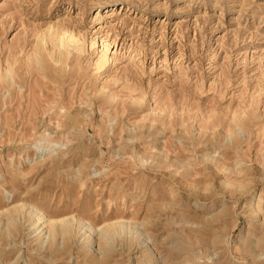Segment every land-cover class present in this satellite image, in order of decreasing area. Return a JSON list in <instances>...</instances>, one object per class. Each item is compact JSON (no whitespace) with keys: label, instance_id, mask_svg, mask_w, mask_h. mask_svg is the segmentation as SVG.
Listing matches in <instances>:
<instances>
[{"label":"rangeland","instance_id":"rangeland-1","mask_svg":"<svg viewBox=\"0 0 264 264\" xmlns=\"http://www.w3.org/2000/svg\"><path fill=\"white\" fill-rule=\"evenodd\" d=\"M0 264H264V0H0Z\"/></svg>","mask_w":264,"mask_h":264},{"label":"bare ground","instance_id":"bare-ground-1","mask_svg":"<svg viewBox=\"0 0 264 264\" xmlns=\"http://www.w3.org/2000/svg\"><path fill=\"white\" fill-rule=\"evenodd\" d=\"M56 38V37H55ZM57 40H59V44H60V46L61 47H63V48H69V46H71V44H74V45H78V43H79V40L76 38V36H74V35H72V34H70L68 37H67V33L65 32V33H63V34H61V36L60 35H58V39ZM106 64V58H105V55H103V56H101V58H100V60H99V62H98V64L96 65L98 68H100L101 66H103V65H105ZM13 74V73H12ZM7 75V74H6ZM7 78L9 79L10 78V76H7ZM11 79V78H10ZM239 130V129H238ZM233 145H235V143H233ZM210 161V160H209ZM215 161H217V160H215ZM215 163V162H214ZM218 163H221V164H223V166L226 168L225 170H223V171H231V173H234V174H237V175H240L241 173H242V170L241 169H238V167L237 168H235V166H234V168H232V167H230V164H229V162H228V164H227V162H226V160L225 159H220L219 160V162ZM217 163V164H218ZM239 163V162H238ZM236 164H237V162H236ZM222 166V167H223ZM239 166V165H238ZM221 167V168H222ZM220 169V168H219ZM241 170V171H240ZM249 170V169H248ZM219 171H221V170H219ZM222 172V171H221ZM246 173V172H245ZM30 214L32 215V217H33V220L35 221L34 222V225H35V227H33V228H35V231L37 232L38 230H39V233H40V229H42V232L44 231V230H46V228L48 229V230H46L47 232L45 233L47 236H46V238H49V236L51 237V235L53 236V232H52V229L53 228H58L57 230V234H58V232H65L67 229H69L70 227H71V225L70 226H68L67 224L69 223H73V221L71 220V219H67V220H64V222H66V221H68V223L64 226V223L62 224L63 225V227L59 230V226L58 227H56V225L58 224V223H60V222H58L57 223V221H51V220H49V219H47V217H45V215L41 212V211H39V210H34V209H30ZM70 221V222H69ZM72 221V222H71ZM78 221V220H77ZM75 223V222H74ZM81 224L80 225H84V224H82V222H80ZM33 225V226H34ZM50 225H51V228H50ZM116 225V224H115ZM118 225H120V224H118ZM124 225V224H123ZM69 227V228H68ZM84 227H85V225H84ZM112 224H108V225H106L105 227H103L102 228V232H103V236H104V238L105 237H107V235H110V233L112 232ZM118 227V226H117ZM72 228V227H71ZM107 228L109 229V231H106L107 230ZM116 228V226H114L113 225V229H115ZM50 229H51V231H50ZM111 229V230H110ZM116 229H119V228H116ZM33 230V229H32ZM55 231H56V229L54 230V234H56L55 233ZM68 231V230H67ZM105 231V232H104ZM114 231V230H113ZM116 231V230H115ZM38 233V234H39ZM44 233V232H43ZM62 233V234H63ZM68 232H66L65 234H67ZM105 234V235H104ZM112 234V233H111ZM114 234V233H113ZM41 235H42V233H41ZM59 235V234H58ZM64 235V234H63ZM68 235V234H67ZM54 236H56V235H54ZM60 236H61V234H60ZM66 236V235H65ZM102 236V235H101ZM102 236V237H103ZM111 236V235H110ZM42 237V236H41ZM44 238V237H43ZM42 238V239H43ZM45 238V239H46ZM51 238H53V237H51ZM54 238H56V237H54ZM111 238V237H110ZM103 248V247H102Z\"/></svg>","mask_w":264,"mask_h":264}]
</instances>
